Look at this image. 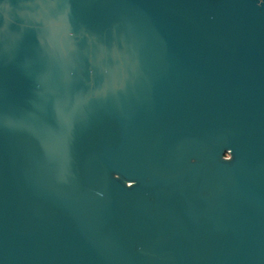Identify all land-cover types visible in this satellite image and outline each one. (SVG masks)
Returning <instances> with one entry per match:
<instances>
[{"label":"water","instance_id":"water-1","mask_svg":"<svg viewBox=\"0 0 264 264\" xmlns=\"http://www.w3.org/2000/svg\"><path fill=\"white\" fill-rule=\"evenodd\" d=\"M0 264H264V0H0Z\"/></svg>","mask_w":264,"mask_h":264}]
</instances>
